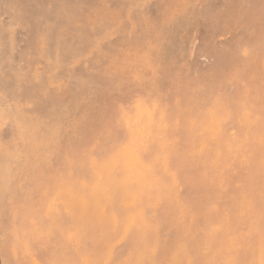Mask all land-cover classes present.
<instances>
[{"label":"rangeland","instance_id":"1","mask_svg":"<svg viewBox=\"0 0 264 264\" xmlns=\"http://www.w3.org/2000/svg\"><path fill=\"white\" fill-rule=\"evenodd\" d=\"M178 1L182 3L178 11L182 9L183 14L167 23L165 12ZM129 18H138L137 33L127 31ZM248 34L255 40L264 39V0H0V231L6 219L17 216L18 205L33 208V222L27 221L30 227L33 223H55L66 229L75 223L78 203L74 202L72 210L67 207L65 200L74 190L65 189L93 181L94 168L124 142L121 126L112 125L119 106H123L121 111L139 112L142 104L155 102H145L151 95H163L166 105L175 96L180 102L166 106L165 111L174 116L183 105L185 114L176 120L183 121L178 126L180 132L189 134L190 124L206 116L196 111L202 97L206 109H213L218 98L216 93L211 99L204 95L208 77L216 80L234 74ZM257 46L259 49L254 51L259 54L262 49ZM139 52L141 60H136ZM29 55L36 62L34 69L26 64ZM187 58L191 68L181 92L176 91L164 77ZM243 59L241 63L251 65ZM133 61L140 64L142 83L148 84L145 90L138 76L131 73ZM256 63V69L246 77L249 83L242 89L244 93H228L215 108L220 125L228 130L244 126L242 109L251 106L252 97L258 96L261 101L257 99L249 120L264 112V78L260 77L264 75V58L258 57ZM152 78L158 80L156 85L150 84ZM170 131L166 126L154 130V139L160 145L156 153L161 157L173 154ZM250 141L258 144L259 140L253 137ZM225 176L214 193L193 190L186 180L176 177L175 187L181 197L193 199L184 212L196 214L202 210L211 221L227 218L230 228H234L231 234L236 232L241 237L260 229L255 243L263 247L264 201L251 196V186L244 178ZM104 208L100 209L101 216H109L111 224L124 229L116 234L120 240L112 245L115 256L133 248L150 251L160 246L164 251L159 254L160 260L200 264L194 251L189 255L192 239H182L173 227L181 212L174 214L172 209L164 208L162 201L154 200L138 215L127 213L122 204L116 207L111 198ZM112 215L116 219H111ZM126 217L135 222H125ZM152 220L154 233L149 224ZM197 226L194 238L200 239L205 230L201 224ZM99 236L92 233L83 239L79 254L67 240L63 244L68 247L65 255L76 264H92L90 256ZM214 240L222 248L226 245L224 256L234 260L243 257L245 246L218 235ZM179 247L186 254L179 253ZM34 252L46 259L59 253L57 248L50 252L46 246Z\"/></svg>","mask_w":264,"mask_h":264},{"label":"bare ground","instance_id":"2","mask_svg":"<svg viewBox=\"0 0 264 264\" xmlns=\"http://www.w3.org/2000/svg\"><path fill=\"white\" fill-rule=\"evenodd\" d=\"M181 7L182 3L178 1L173 8H168L165 12V21L168 23L172 18L183 14L182 9L178 11ZM137 21L138 18L133 20L129 18V23L126 26L128 32L137 33L135 31ZM151 29L156 28L152 26ZM248 33L250 34V32ZM257 44L262 49L259 54L254 51L259 49ZM117 54L112 55L116 56ZM227 56L231 57L229 54ZM140 57L139 52L136 55V60H141ZM258 57L264 58V39L259 41L250 36L249 39L245 40V46L237 58L232 76L228 78L222 76L216 80H213V77H208L209 86L204 95L207 99H211L213 94L216 93L218 98L213 109H206L203 106L204 97H202L201 105L196 111L206 113V116L202 121L192 122L188 127L190 132L187 135L181 133L178 128L183 121L176 120V118H180L185 114L184 106L179 107V113L174 116H170L165 111L166 106L174 107L180 102L176 101L175 96L170 97L172 99L170 105H166L163 95L158 98H156V95L154 97L151 95L149 98L147 97L145 102L153 103L155 101L153 104L156 106L142 104L139 112L121 111L123 106H119L117 120L112 125L114 127L121 126L122 131L125 133L124 142L117 144V148L110 150L106 160L103 159L102 164L100 162L98 167L96 165L95 168L92 167L96 169L93 181L65 189L74 190L72 197L65 200L67 207L72 210L75 205L74 202L78 203L79 210L77 211L79 212L75 215V223L66 229L59 228L55 223L47 225L33 223V227H30L27 221L31 219L33 222L32 217L34 216L30 213L33 208L18 205L16 207L17 216L14 219H6L3 223L4 227H1L0 264H76L65 255L68 247H63V244L68 240L74 253L79 254L83 246V239L87 240L92 233L100 234L99 238L95 240L98 241L95 252L90 256L92 264H186V262H179L176 259L160 260L159 254L163 250L160 246L150 251L133 248L119 256H115L112 245L120 240L119 237H116V234H121L124 229L115 227V223L114 225L111 224L112 221L109 216H105V214L101 216L102 213L100 214L102 206L103 211L107 209L104 208V205L110 203V198L113 199V204L116 207L118 204H122L125 211L133 215L141 213L147 203L153 200L156 202L162 201L164 208L172 209L174 214L179 215L181 212L179 218L173 223V227L182 239H192L189 255L194 251V254L200 258V264H260L264 257V246L255 243L261 231L260 229L253 234L241 237L235 234L236 232L231 234L234 228H230L231 225H229L227 218L211 221L210 215L202 210L196 211V214L184 212L189 205H192L193 199L181 197L179 188L175 187L177 185L176 177H182L189 183L191 189L214 193L219 190V181H224V178H227L225 175H228L236 179L238 177L244 178L251 186V196L264 201V128H260L264 126V112L249 120L252 110L257 104V99L261 101V98L258 96L256 98L252 97L251 106L248 104L246 108L242 109L245 118L242 122L244 126H237L233 130H228L222 124L220 125V120L215 113V108L223 103L225 95L230 93V96H235L237 90L244 93L245 90L242 89L249 83L246 77L256 69ZM241 58H245L243 60L251 65L248 66L243 61L241 63ZM26 64L34 69L36 62L31 55L26 57ZM223 64L230 69L232 68V65L229 66L224 62ZM139 65H136L134 61L131 62L130 70L131 73L138 76V81L142 89L145 90L147 83H142ZM44 66L46 69L45 64ZM190 68L191 64L187 58L164 78L170 81V85L174 90L181 92ZM260 77L264 78V75ZM157 81L155 78L149 80L150 84L153 85H156ZM224 83L227 85L226 87ZM120 105L122 104L120 103ZM2 118L3 116L0 117V120ZM234 118L235 121L238 120L236 116ZM136 121L145 122L139 125L135 123ZM245 124L248 125L245 126ZM161 126H166L171 130V149L173 152L171 157H161L156 153L160 145L156 140L154 130ZM248 133H250L249 136H247ZM253 137L258 138V144L250 141ZM158 140L162 143L166 142L159 137ZM169 189L171 190L168 191ZM223 190H226V188H223ZM111 191L116 193L111 195ZM97 194H100V197L94 198ZM81 195H86V197L90 195L93 198H81ZM248 218L254 219V217L250 218L249 216ZM111 219H113V215ZM126 220L132 223L135 222L131 217H126L125 222H127ZM72 222L74 221L72 220ZM149 224L153 227L152 232L154 233L153 225L155 221L152 220ZM197 224L204 226L205 230L200 239L194 238L198 228ZM262 224L264 226V220ZM112 230L114 233L110 237L109 233L113 232ZM151 235L153 234L151 233ZM217 235L245 246L243 257L234 260V257L224 256L223 249L226 248V245L223 248L217 245L216 240H214ZM56 243L59 246H56ZM254 243L255 245H253ZM39 246L48 247L50 252L57 248L59 253L57 256L53 255L50 259L40 257L34 252ZM177 250L179 253L186 254V251L181 247ZM162 252L164 253V251ZM71 253L74 254L72 250Z\"/></svg>","mask_w":264,"mask_h":264}]
</instances>
